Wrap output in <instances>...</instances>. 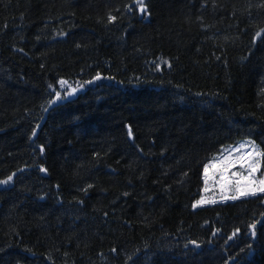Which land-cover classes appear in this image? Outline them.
<instances>
[{
  "label": "trees",
  "instance_id": "1",
  "mask_svg": "<svg viewBox=\"0 0 264 264\" xmlns=\"http://www.w3.org/2000/svg\"><path fill=\"white\" fill-rule=\"evenodd\" d=\"M144 5L0 0V264H264V198L214 183L264 151V0Z\"/></svg>",
  "mask_w": 264,
  "mask_h": 264
},
{
  "label": "snow or ice",
  "instance_id": "2",
  "mask_svg": "<svg viewBox=\"0 0 264 264\" xmlns=\"http://www.w3.org/2000/svg\"><path fill=\"white\" fill-rule=\"evenodd\" d=\"M138 10L141 13H145L147 11L144 0H134ZM133 9L131 6L127 7V11L131 12ZM109 21H114L116 18L112 15H109L108 17ZM257 36H260V33L258 32L256 34ZM167 63V61H165ZM170 66V65H169ZM96 80L101 79L99 73H97ZM86 83H92V81H87ZM59 84L63 87L67 85V81L60 80ZM77 89H70V91L67 93L68 96L73 95ZM65 97L61 96V93L59 91L55 92V99L49 101V106L51 107L54 105L57 101H60L62 99H65ZM47 110V109H46ZM39 127V126H37ZM35 132L33 135L35 136ZM128 136L132 137V131L131 128L128 130ZM251 146V151L242 152L238 157L235 159L229 154L228 156L224 157L221 170L218 173H215V176H218V180H214V183L218 185L220 190V196L222 200H237L241 197H256L261 196L264 198V176L261 178H257L256 173L260 171L261 169V163L262 159H264V151H261L253 142L248 141L247 142ZM243 147V145H241ZM240 148H236L235 151L240 152ZM40 151L43 152V147L40 148ZM236 164H239L240 168L243 169V172H233L231 176L227 175V171L229 168L235 166ZM216 164H207L204 166V184L205 188L204 191L207 192L208 189V183L211 177H209V168H215ZM41 172H45L46 169L41 168ZM9 175L7 179L0 180V185H8L12 180L13 176ZM89 188L92 187V185L88 186ZM124 195H127L125 193ZM216 199L211 198L205 200L204 197H201V199L195 201L193 203L192 207L193 209L203 206L205 204H215ZM251 229H255L256 225L252 224L249 226ZM215 235V232L213 233ZM235 235V233L233 234ZM252 235L255 236V231L252 232ZM228 239H232V237H228ZM195 247H199V245L195 242H191ZM115 251V250H113Z\"/></svg>",
  "mask_w": 264,
  "mask_h": 264
},
{
  "label": "rangeland",
  "instance_id": "3",
  "mask_svg": "<svg viewBox=\"0 0 264 264\" xmlns=\"http://www.w3.org/2000/svg\"><path fill=\"white\" fill-rule=\"evenodd\" d=\"M60 87L66 90V92H65V94H64V97L66 96V98H68V99L73 98V97L75 96V94H76L80 89H82V86H81V85H79V84H75V85H74V84H70V83H68V82H67V85H65V86H63V87L60 85ZM70 89H77V91H76L73 95L68 96L67 93L70 91ZM246 151H248V148H247V149L243 148V152H246ZM262 176H264V173L261 175V177H262ZM261 177H260V178H261Z\"/></svg>",
  "mask_w": 264,
  "mask_h": 264
},
{
  "label": "water",
  "instance_id": "4",
  "mask_svg": "<svg viewBox=\"0 0 264 264\" xmlns=\"http://www.w3.org/2000/svg\"><path fill=\"white\" fill-rule=\"evenodd\" d=\"M43 175H45V172H42Z\"/></svg>",
  "mask_w": 264,
  "mask_h": 264
}]
</instances>
